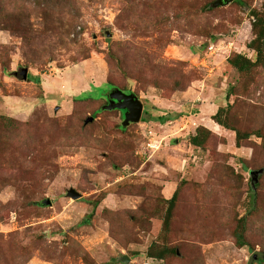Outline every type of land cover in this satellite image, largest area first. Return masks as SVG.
Listing matches in <instances>:
<instances>
[{
	"label": "rangeland",
	"instance_id": "rangeland-1",
	"mask_svg": "<svg viewBox=\"0 0 264 264\" xmlns=\"http://www.w3.org/2000/svg\"><path fill=\"white\" fill-rule=\"evenodd\" d=\"M216 1L0 0V264H264V0Z\"/></svg>",
	"mask_w": 264,
	"mask_h": 264
},
{
	"label": "water",
	"instance_id": "water-1",
	"mask_svg": "<svg viewBox=\"0 0 264 264\" xmlns=\"http://www.w3.org/2000/svg\"><path fill=\"white\" fill-rule=\"evenodd\" d=\"M232 2H234V0H218L215 2L214 7L226 6L227 4ZM27 78L28 76L24 75L23 79L27 80ZM108 98L109 102L103 110L125 111L123 121L124 128L130 126L131 124H138L142 121L144 114V104L134 93L127 94L122 90L114 88L108 94ZM251 175H254V172H251ZM67 195L73 200H80L82 198V194L76 191L75 189H70ZM44 204L50 206L51 201L48 199L44 202ZM256 259V256L252 258V260ZM122 260L126 263H129L130 259L125 256L122 258Z\"/></svg>",
	"mask_w": 264,
	"mask_h": 264
},
{
	"label": "trees",
	"instance_id": "trees-1",
	"mask_svg": "<svg viewBox=\"0 0 264 264\" xmlns=\"http://www.w3.org/2000/svg\"><path fill=\"white\" fill-rule=\"evenodd\" d=\"M258 21V20H257ZM260 24V22L258 21V24L257 26ZM260 29L259 33L257 34V38L249 44V48L250 49H254L255 52L258 53L257 57L259 58L260 56L263 55V43H264V27H263V24H260V27H258ZM0 59L2 60V62H4V57L2 56V53H0ZM229 63L234 67L236 68L238 71L240 72H245L247 71L251 65H254L256 64L253 63L252 61H250V59H247L244 55H238L236 56L234 59H230ZM30 80H36L35 78H31L30 77ZM107 84H109L107 82ZM112 89L115 88L114 86H112V84L109 85ZM106 98V97H105ZM103 98L101 100H104L105 103L107 102L106 99ZM221 110V109H220ZM220 110L219 112L217 113L216 116H214V120L222 127L228 129V130H232L234 132H236V145L237 147H240L241 146V142L243 140H246V139H249L250 138V135L249 134H242L241 132L239 131H236L235 129H232V128H229L227 127L222 121H220L218 119V114L220 113ZM160 121H163V118L159 119ZM144 122V120H142ZM203 132H208L207 130H205L204 128H201L198 130L197 132V135L193 136L192 139H191V143L195 146H198V147H201L204 143V140H203V137H200V133ZM253 172V171H252ZM255 185V182L252 183V187H254ZM175 198H176V194L174 195V197L169 200L170 204L173 205L174 202H175ZM252 198H254V195H252ZM237 244L241 247L245 246L246 243L243 239V237L241 235H237ZM150 256L151 257H155V258H160V259H163L164 257V254H159V253H153L151 252L150 253Z\"/></svg>",
	"mask_w": 264,
	"mask_h": 264
},
{
	"label": "crops",
	"instance_id": "crops-1",
	"mask_svg": "<svg viewBox=\"0 0 264 264\" xmlns=\"http://www.w3.org/2000/svg\"><path fill=\"white\" fill-rule=\"evenodd\" d=\"M203 111H208V110H211L210 108L208 109V107H210V105H208V104H204L203 106Z\"/></svg>",
	"mask_w": 264,
	"mask_h": 264
},
{
	"label": "flooded vegetation",
	"instance_id": "flooded-vegetation-1",
	"mask_svg": "<svg viewBox=\"0 0 264 264\" xmlns=\"http://www.w3.org/2000/svg\"><path fill=\"white\" fill-rule=\"evenodd\" d=\"M114 89V88H113ZM126 93V92H125ZM127 94H130V93H127ZM106 98V104H108V102H109V98H108V94L105 96ZM123 115L125 114V113H123L121 110H119Z\"/></svg>",
	"mask_w": 264,
	"mask_h": 264
}]
</instances>
